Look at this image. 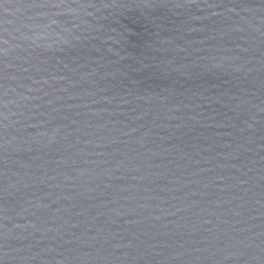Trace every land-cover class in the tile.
Returning a JSON list of instances; mask_svg holds the SVG:
<instances>
[{
    "label": "water",
    "instance_id": "95a60500",
    "mask_svg": "<svg viewBox=\"0 0 264 264\" xmlns=\"http://www.w3.org/2000/svg\"><path fill=\"white\" fill-rule=\"evenodd\" d=\"M0 264H264V0H0Z\"/></svg>",
    "mask_w": 264,
    "mask_h": 264
}]
</instances>
